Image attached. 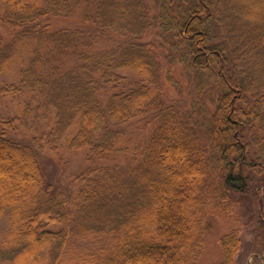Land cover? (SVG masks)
<instances>
[{"label": "trees", "instance_id": "obj_1", "mask_svg": "<svg viewBox=\"0 0 264 264\" xmlns=\"http://www.w3.org/2000/svg\"><path fill=\"white\" fill-rule=\"evenodd\" d=\"M154 2L158 18L147 0H0V102L34 95L0 116V264H197L212 205L233 216L234 195L248 193L263 205L264 0ZM77 8L90 28H52L51 17ZM102 37L121 42L91 50ZM165 46L215 76L209 117L164 99ZM140 119L149 131L134 142L122 125ZM20 130L33 135H10ZM64 149L103 163L132 157L87 167L66 192L39 159ZM219 243L218 264H243L239 229Z\"/></svg>", "mask_w": 264, "mask_h": 264}, {"label": "rangeland", "instance_id": "obj_2", "mask_svg": "<svg viewBox=\"0 0 264 264\" xmlns=\"http://www.w3.org/2000/svg\"><path fill=\"white\" fill-rule=\"evenodd\" d=\"M242 1L246 5L252 2V0ZM147 2L151 8V15L154 18H158L159 8L154 0H147ZM83 14L84 9L77 8L72 15L51 17L49 22L53 29L63 27L88 29L91 25L90 22L84 20ZM4 35L8 40L12 36V32L4 31ZM161 35L162 34L158 32L157 34L150 33L145 37V40H157L162 38ZM171 40H174V38L171 37ZM119 42H121L119 39L102 37L96 39L94 45L91 46L90 49L93 51L105 50L112 48ZM163 51L159 52L162 64V94L164 99L170 103L179 102L178 104L183 106V109L189 110L188 114H191L194 120H200L204 116L209 117L215 108V100L217 97V91L213 90L215 76H211L209 73H199L198 71L192 70L188 67L186 62L180 61L178 57L175 56L174 52L172 55L171 50L169 51L167 46H165ZM169 53L171 54L168 55ZM162 54L167 55V57ZM124 73L129 75L131 80L137 79L136 75L130 71ZM168 73L172 75L174 82L166 79ZM26 101L33 103L34 95L30 92H24L19 100L7 98L1 101L0 116H14L20 114L23 110V104ZM41 122L44 123V120L42 119ZM145 122V119H140L132 124L122 125V127L132 134L133 141L136 142L141 140L142 137L144 138L149 131V129L144 128ZM10 135L19 140H26L30 139L33 134L31 132L23 133L20 130L18 132H11ZM131 157L132 152H128L115 158V160L103 163L100 161L87 160L86 150L70 152L64 149L61 156H54L47 150L39 154L40 163L47 181L52 182L55 186L66 192L73 191L80 187L82 182L78 180V176L87 167L102 164L112 166L115 164L125 165L131 162ZM262 188V207L259 205L256 196L252 193L234 195L236 199V215L231 216L221 213L218 211V208L213 205L210 207V211L206 217L210 224V228L207 229L204 234L203 248L197 264L220 263L223 259V251L219 239L233 229H239L243 241L241 251L238 254L241 263L245 264L246 261L250 259L251 254L257 251L262 252L261 256L264 257V249L262 251L263 245L254 243L256 241L255 234L258 232L261 225V212L264 214V186H262ZM6 226V221H0V229ZM252 261L256 260L252 259ZM253 264H255V262H253ZM256 264L259 263L256 262Z\"/></svg>", "mask_w": 264, "mask_h": 264}, {"label": "flooded vegetation", "instance_id": "obj_3", "mask_svg": "<svg viewBox=\"0 0 264 264\" xmlns=\"http://www.w3.org/2000/svg\"><path fill=\"white\" fill-rule=\"evenodd\" d=\"M262 261H263V260H260V259H259V263H260V264L262 263Z\"/></svg>", "mask_w": 264, "mask_h": 264}, {"label": "water", "instance_id": "obj_4", "mask_svg": "<svg viewBox=\"0 0 264 264\" xmlns=\"http://www.w3.org/2000/svg\"><path fill=\"white\" fill-rule=\"evenodd\" d=\"M249 264H251V262Z\"/></svg>", "mask_w": 264, "mask_h": 264}]
</instances>
